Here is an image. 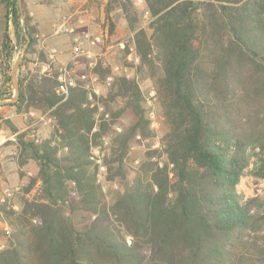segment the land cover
<instances>
[{
	"label": "trees",
	"instance_id": "trees-1",
	"mask_svg": "<svg viewBox=\"0 0 264 264\" xmlns=\"http://www.w3.org/2000/svg\"><path fill=\"white\" fill-rule=\"evenodd\" d=\"M143 1L150 34L137 26L131 0H106L104 18L110 34L125 20L138 73L154 81L166 120V162L147 151L129 178L130 144L136 136L148 144V121L137 83L119 78L114 96L126 101L110 110L111 119L126 114L131 123L104 158L107 180L120 184L108 200L90 149L110 123L95 122L96 104L83 83L65 95L56 72L18 73L19 98L8 105L17 113L50 111L55 124L38 141L4 121L19 165H36L27 189L38 183V191L19 212L6 213L12 233L0 264H264V204L242 200L236 189L251 144L261 154L254 174L264 177V0ZM8 2L0 0L3 86L11 83L9 24L15 40L26 42L18 8L5 12ZM22 6L30 38L23 61L36 53L46 64L24 0ZM6 91L0 100L11 98Z\"/></svg>",
	"mask_w": 264,
	"mask_h": 264
},
{
	"label": "rangeland",
	"instance_id": "rangeland-1",
	"mask_svg": "<svg viewBox=\"0 0 264 264\" xmlns=\"http://www.w3.org/2000/svg\"><path fill=\"white\" fill-rule=\"evenodd\" d=\"M24 1L25 7L30 14V7L34 3L45 2L46 0ZM49 1L56 2L58 25H61L58 29L57 36H60V39L72 47L73 57L67 63H57L53 58L49 57L48 53L44 51V48L39 46V41L43 38L38 33L37 23L30 15V24L34 29V37L37 40L36 49L38 52L45 53L46 64L42 65L36 62V53L28 55V61H23L22 58L17 71V79L18 73L24 75L28 71L33 72L36 70H51V72L59 74L60 69L67 66L72 73L76 85L77 83H83V86L89 93V99L96 104L95 122L108 121L110 123L108 134L96 138L95 144H92L90 149L93 157L95 158L97 156L100 159V163L96 159L93 161L97 166V180L103 192L107 195L108 200H110L115 192L120 190V184L116 181L107 180V166L104 163V158L109 152L112 138L116 133L120 132L122 126L131 123L130 116L126 114L111 119L110 110H118L126 101L124 98L114 96L116 92L115 83L119 78H127L137 83L142 96L140 105L143 109L144 117L148 121V144H144L146 142H143L140 136H136L130 144L127 156V164L130 167L129 178L133 177L139 164L144 161L147 151L154 152L152 159L160 165L166 162V157L162 152L163 137L166 132V120L157 96L155 84L152 78L144 77L138 73L140 60L133 43V34L127 31L125 20L121 18L117 22L115 20V31L113 34L109 33L108 25L104 18V4L106 0L105 2L102 0H89L84 5V7L87 5L89 8H92V11L86 15L89 21L88 25L82 28L78 27L77 29L74 27V24L78 22L79 16L86 13L73 15L72 0ZM131 1L138 17L136 20L137 26L146 29L147 33L150 34L151 32L148 29L150 14L144 1ZM13 7L18 8L17 0H9L5 12L10 13ZM1 13L2 7L0 3ZM88 14L90 17H88ZM113 17L115 19V16ZM2 25L3 20L0 16V39ZM73 27L74 29L71 30ZM8 30L13 41V57L10 61L12 70L15 61L22 54L26 42L15 40L11 24H9ZM76 45L84 53L75 51L74 47ZM4 90L11 93V97L14 95L12 82L9 86L2 85V67L0 64V93ZM9 99L3 100L5 106L0 108V116L2 117L0 119V251L6 247L7 237L12 233V227L6 213L11 211L19 212L24 199H32L38 191V183L31 189H27L30 180L36 173V165L32 161L27 162L24 166L19 165L15 135L7 128L4 121H11L20 131H27L29 137L38 141L48 138L55 124L50 111L30 109L23 113H17L14 107L8 105L11 103ZM104 104H107L108 107ZM151 112L154 116L150 115ZM94 150H98L99 152L96 154ZM246 152L249 157V163L236 187L237 193L244 201L250 198H258L264 204V177H259L254 174V171L260 165V150L256 145L251 144L248 146ZM60 153L63 154L64 151ZM102 167L103 170L101 169ZM6 229L9 230V235L5 234ZM259 235H253V238H257Z\"/></svg>",
	"mask_w": 264,
	"mask_h": 264
},
{
	"label": "crops",
	"instance_id": "crops-1",
	"mask_svg": "<svg viewBox=\"0 0 264 264\" xmlns=\"http://www.w3.org/2000/svg\"><path fill=\"white\" fill-rule=\"evenodd\" d=\"M102 1L105 2V0ZM87 2H89V0H72L73 15L77 13H86L78 17V22L74 24V27L76 29L78 27L82 28L85 25H88L89 21L87 20L86 15L87 13L92 11V8H89V6L87 5L86 7H84ZM30 15L37 23L38 33L43 38L39 41V46H41V48H44V51L47 52L48 56L53 58L55 62H69L73 57L72 47H70V45H67L64 40L60 39V36H57L58 29L61 25H58L56 2L46 0L45 2L34 3L30 7ZM88 17H90L89 14ZM74 27L71 30H73ZM84 34L87 35L86 33ZM4 106V104H1L0 108Z\"/></svg>",
	"mask_w": 264,
	"mask_h": 264
},
{
	"label": "water",
	"instance_id": "water-1",
	"mask_svg": "<svg viewBox=\"0 0 264 264\" xmlns=\"http://www.w3.org/2000/svg\"><path fill=\"white\" fill-rule=\"evenodd\" d=\"M17 5H18V10H19L20 16H21V21H22V34H23L24 38L26 39V45H25V48L23 49L22 54L15 61L14 65L12 67L11 73H10V79H11V82H12V85L14 88V95L9 99V102H11V103L17 101L19 98V85H18V79H17V71H18V68L20 66V61L23 58V56L25 55L29 41H30V38H29V36L25 30L24 23H23L24 22V14H23L22 0H17ZM3 103H4V101L0 100V105Z\"/></svg>",
	"mask_w": 264,
	"mask_h": 264
},
{
	"label": "built area",
	"instance_id": "built-area-1",
	"mask_svg": "<svg viewBox=\"0 0 264 264\" xmlns=\"http://www.w3.org/2000/svg\"><path fill=\"white\" fill-rule=\"evenodd\" d=\"M75 40H77V38H75ZM79 46H75V51H79L81 53H84V51L81 49ZM87 53H89V51H87ZM57 80L59 82V88L60 90L67 95L68 91L70 88L75 87L76 86V82L72 76L71 71L67 68V66H64L60 69V73L57 76ZM151 116H154V114L151 112L150 113ZM105 141V140H104ZM106 142V141H105ZM96 152V154L99 152L98 150H94V153ZM96 159V161L98 163H100V159L97 158V156L94 158ZM103 170V167L101 168ZM6 235H9V230L6 229L5 231Z\"/></svg>",
	"mask_w": 264,
	"mask_h": 264
}]
</instances>
